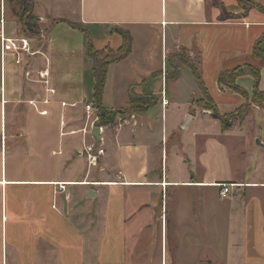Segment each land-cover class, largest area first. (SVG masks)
<instances>
[{"label": "crops", "instance_id": "obj_1", "mask_svg": "<svg viewBox=\"0 0 264 264\" xmlns=\"http://www.w3.org/2000/svg\"><path fill=\"white\" fill-rule=\"evenodd\" d=\"M30 1L29 53L0 50V264L56 251L63 264H264V104L249 74L235 80L246 97L217 83L250 65L264 93L252 54L259 41L264 53V13L237 0ZM221 6L237 18L221 21ZM120 31L131 50L108 66L99 104L127 122L96 145L80 132L85 105L96 109L87 40L105 56ZM1 33L26 37L5 4ZM189 63L219 114L245 106L228 130L200 106ZM84 141L103 150L90 169ZM220 184L236 186L222 198Z\"/></svg>", "mask_w": 264, "mask_h": 264}, {"label": "trees", "instance_id": "obj_2", "mask_svg": "<svg viewBox=\"0 0 264 264\" xmlns=\"http://www.w3.org/2000/svg\"><path fill=\"white\" fill-rule=\"evenodd\" d=\"M18 9H19V18L22 25V31L26 35V37H37L40 35V30L37 25V20L31 13V7L32 2L30 0H16ZM254 3V2H253ZM216 5H218L216 3ZM253 8L259 10L260 12L264 13V8L256 3H254ZM237 18L235 15H232L225 11V9L221 6V13L219 16V19L221 21L231 20ZM76 27V26H74ZM119 34L121 35L123 42L121 47L117 51H107V55L103 57V53L96 51L90 40H87V55L93 62V76L95 80L94 84V91H93V100L94 104L96 105V110L98 114V126H105L109 125L115 122V119L117 116L121 113H125V109L109 112L106 110H103V108L100 107V99L103 92V88L106 81V74L108 66L118 60L123 59L126 57L131 50V37L128 33L120 31ZM260 42V41H259ZM259 42H257L253 47V57L261 59V61L264 63V53H262L259 50ZM181 62L186 63L181 60ZM188 63V61H187ZM188 67L191 70L192 75L195 78L196 84L200 90L201 97L199 99V104L203 109H207L211 111V117L214 120L219 121L221 124V129L223 131L228 130L232 126V122L237 120L239 116H242V113L244 111L245 106L241 107L238 111H236L233 114L229 115H221L218 113L216 107L214 106V103L207 93L206 88L203 85L201 76L199 75V72L197 71V68L194 67L193 64H187ZM244 74H249L254 79V90L251 97V102L262 105L264 104V93L260 92L258 89V83H259V70L250 66L245 65L241 67L234 68L229 71H225L219 74L217 83L219 87L225 86L227 88H230L235 93L246 97L245 91H243L241 88H239L235 84V80ZM142 102V101H141ZM144 104V103H143Z\"/></svg>", "mask_w": 264, "mask_h": 264}, {"label": "built area", "instance_id": "obj_3", "mask_svg": "<svg viewBox=\"0 0 264 264\" xmlns=\"http://www.w3.org/2000/svg\"><path fill=\"white\" fill-rule=\"evenodd\" d=\"M3 14H4V0H0V24H3ZM165 23H162L164 26ZM0 50L1 55L4 56L6 54V51H10L16 56L29 53V44L27 37L21 38V39H9L4 37V34H0ZM18 62V61H17ZM47 70L43 71L39 74V77L44 80V77H47ZM47 81L45 80V83ZM50 93H53V91H49ZM85 112H86V124L80 131L84 136L85 135H91V131L94 127L99 128V137L100 134L103 133L104 129L108 128V126H117L120 127L122 124H125L127 121V114L121 113L117 116L115 119V122L109 125L105 126H98L97 123L99 121L97 110L94 109L90 105H85ZM41 114H46V112H42ZM94 140V138L92 137ZM95 142V140H94ZM91 143L88 144L85 141L83 142V150H82V156L85 157L87 160V166L88 168L95 167L97 165L98 158L103 155V150L99 149L95 144ZM99 145V144H98ZM162 187H165V183H161ZM236 184H220L218 188L220 189L219 195L222 198H226L230 192V190L235 187ZM65 185H59V190H64Z\"/></svg>", "mask_w": 264, "mask_h": 264}, {"label": "rangeland", "instance_id": "obj_4", "mask_svg": "<svg viewBox=\"0 0 264 264\" xmlns=\"http://www.w3.org/2000/svg\"><path fill=\"white\" fill-rule=\"evenodd\" d=\"M211 1H213V2H215V3H217V4H219V2H218V0H211ZM237 2H238V5L243 9V11H244V13L246 12V11H248L249 9H252L253 8V5H254V3H253V1H251V0H237ZM4 4H5V9H6V12H7V15H8V17L10 18V19H13V20H16V21H18V22H20V18H19V9H18V5H17V2H16V0H4ZM21 23V22H20ZM106 55H107V53H106ZM105 55V56H106ZM105 56H103V57H105ZM178 56L180 57V59L182 60V61H184V62H186L187 63V56H186V54L185 53H179L178 54ZM253 103V102H252ZM253 104H255V103H253ZM201 106V105H200ZM125 111H127V109H125ZM126 113V112H125ZM241 118V116H239V119ZM80 232V234L82 235V233L84 232V231H82V230H80L79 231ZM107 239H108V237L107 238H105V240H104V242H106L107 241ZM89 245V244H88ZM104 246V250H106V252H107V248H106V243H105V245H103ZM46 247L47 246H44V247H41L43 250H45L46 249ZM169 253H170V248H171V244H170V239H169ZM89 248H88V246H87V250H88ZM110 250V249H109ZM44 254H45V256H47V253L46 252H44ZM9 264H11L10 262H9ZM41 264H63L62 263V261H61V259L59 258V253H58V251H56L55 252V261H48V260H45V261H43V262H41ZM68 264H70V263H68ZM71 264H75L74 262H71ZM78 264H81V262L80 263H78Z\"/></svg>", "mask_w": 264, "mask_h": 264}, {"label": "water", "instance_id": "obj_5", "mask_svg": "<svg viewBox=\"0 0 264 264\" xmlns=\"http://www.w3.org/2000/svg\"><path fill=\"white\" fill-rule=\"evenodd\" d=\"M191 117H188V119ZM91 135L95 140V144L98 145L100 142V137H99V128L98 127H94L91 131Z\"/></svg>", "mask_w": 264, "mask_h": 264}]
</instances>
